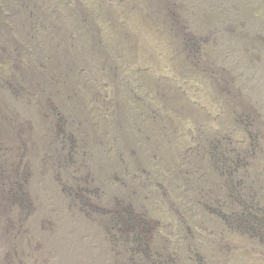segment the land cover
<instances>
[{
	"label": "rangeland",
	"instance_id": "374dc122",
	"mask_svg": "<svg viewBox=\"0 0 264 264\" xmlns=\"http://www.w3.org/2000/svg\"><path fill=\"white\" fill-rule=\"evenodd\" d=\"M0 264H264V0H0Z\"/></svg>",
	"mask_w": 264,
	"mask_h": 264
}]
</instances>
